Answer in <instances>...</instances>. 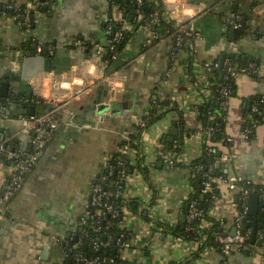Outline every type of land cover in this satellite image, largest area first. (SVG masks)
<instances>
[{
	"label": "crops",
	"instance_id": "0c3cea01",
	"mask_svg": "<svg viewBox=\"0 0 264 264\" xmlns=\"http://www.w3.org/2000/svg\"><path fill=\"white\" fill-rule=\"evenodd\" d=\"M161 1L173 21L197 13L200 37L189 44L196 49V59L191 58L185 47L175 49V40L170 38L154 41L146 48L148 28L137 27L131 11L111 0H57L46 11L37 9L29 27L20 26L12 16L0 19V83L9 70L16 72L17 56L26 50L41 49L43 53L48 47H64L73 62L72 69L62 75L40 74L38 77L43 81L37 80L32 86V95L37 97L42 89L40 83L50 87L57 84L55 89H50L51 95L69 93L63 101L64 111L58 126L39 161L0 212V264H67L69 240L75 235L80 220L90 214L94 183L113 155L122 152L125 145L122 141L130 139L135 120L148 111L154 94L165 97L169 93L183 110L187 124L200 128L194 107L204 100L205 93L201 88L207 77L200 64L219 65L223 54L227 58L228 47L233 41L239 42L236 55L241 60V67L255 62L263 78L246 72H240L236 77V93L230 100L226 125L232 143L223 147L231 153L232 161L228 168L223 163L220 169L264 188V124L256 128L254 137L245 139L242 136L247 122L244 98L264 96V0ZM184 2L187 3L186 13L180 9L173 15L171 8ZM7 3L16 8L28 6V0H0V4ZM199 3L205 4L200 11ZM235 14L251 20L254 32L238 39L237 30L232 33L234 28L228 23L229 15ZM113 19L124 25L130 38L107 70L101 55L107 52L113 32L104 25ZM141 29L144 30L142 39L138 36ZM99 45L104 48L101 52ZM90 48L92 52L88 53ZM114 71L117 73L112 80L121 84L116 90L108 79ZM14 83L11 80L10 91ZM101 102L114 103L116 109L102 113L104 118L101 114L95 115ZM2 105L0 103V137L10 136L21 128L18 115L23 113L19 106L4 111ZM67 108L73 114L70 113L71 120L65 121ZM177 119L176 111L166 112L142 137L150 179L146 180L143 172L137 169L131 170L124 187V198H139L143 202L140 208L149 218L134 213L123 220L122 227L129 229L132 236L130 246L121 252L122 260L125 264L181 261L184 264H264L261 251L225 254L219 249H203L192 258L199 248L195 241L161 231L160 224L174 225L184 219L183 200L192 190L186 168L169 164L173 151L170 144L179 142L180 137L184 139L173 124ZM201 139L200 132L185 138L181 153L184 163L202 153ZM12 141L14 146H29V136L22 133ZM8 177V169L3 164L0 190ZM218 185L220 196L211 215L224 223L227 232L232 233L235 227L241 230L242 226L252 229L255 219H258V230L263 227L261 209L258 216L246 212L239 225L237 218L241 215V206L235 200L236 190L223 180L218 181ZM243 218H246L245 223ZM62 236L65 239H61Z\"/></svg>",
	"mask_w": 264,
	"mask_h": 264
},
{
	"label": "trees",
	"instance_id": "16d2710c",
	"mask_svg": "<svg viewBox=\"0 0 264 264\" xmlns=\"http://www.w3.org/2000/svg\"><path fill=\"white\" fill-rule=\"evenodd\" d=\"M57 0H54V2ZM53 2V3H54ZM112 3H119L122 7H125L135 19V23L137 27H140L141 24H150L149 20L152 13L156 10L164 7V4L161 0H143L141 5L138 4L137 0H111ZM10 3L0 4V14L1 17H10L15 15L16 13H22L24 8H16L14 5L12 7H8ZM51 7V6H50ZM50 7L44 6L41 7L42 11H46ZM140 9V13L145 17L144 20L139 22V14H137V9ZM18 11V12H17ZM32 19L34 20L35 10L30 12ZM22 18V16H21ZM248 18H243V26L240 29H237V38L240 39L244 35H247L250 32V28H247ZM110 23H105L104 27L107 28L111 26V31H117L121 27V23L113 19V21H109ZM151 29L159 34V37L155 39V41L161 40L163 38H170L172 40H176V30L173 25V21H167L163 16L159 17V20L155 23H152L150 26ZM110 30V29H108ZM113 37V35L111 34ZM111 37V38H112ZM130 38V33L123 31V37L116 43L115 49L107 50V52L101 55V60L105 62L106 69L109 70L114 61L113 55L115 52L119 53ZM146 46V48H148ZM108 48V47H107ZM145 48V49H146ZM183 48V47H180ZM92 49L88 50V53H91ZM227 57L232 60L233 65L236 66L238 71H241L242 65L240 64V58L236 54L228 53ZM193 58V55H191ZM247 66V65H246ZM207 77L211 85H208L206 88L210 91L209 95H205L202 103L197 104L194 107L195 113L197 114L198 121L201 123L200 128H194L189 126L186 122V118L184 116L183 110L179 107L178 102L169 96V93L165 97L159 96V94H154L153 98L150 102V108L147 113L143 115L145 120V127L149 128L153 124H155L159 119L162 118L166 112L170 110H174L178 113V119L174 121V126H176L180 130V136H184V139L180 137V141L176 144H170L172 148L177 153H182L184 150V140L187 136L194 132H200L203 136V133L206 131L208 127H212L213 130L211 134L208 136V142L206 145L212 148L211 153H207L205 150L194 158L189 164L183 165L182 167L186 169H191L189 173V182L192 187L191 192L187 195V197L183 200L182 212L185 216L184 220L180 219L174 225H163L160 224L161 231L165 234H171L177 238H184L193 241H201L204 234L207 235L205 240L200 242L199 248L194 254L192 258L197 257L199 253L207 246L212 245L214 249H219V243L215 239L217 233L227 232L224 227V223L215 217H213L210 211L215 206L216 197L220 196L219 185L216 182V179L219 178H227L229 172H224L219 167L216 168V157L219 153L224 151V145L231 144L229 141L226 125L228 120V112L225 111L222 107V88L227 87L230 89V95H234L236 93V79L233 77L228 78L227 66L219 67L217 63H212L211 70L207 71ZM253 75V74H252ZM256 77V75H253ZM27 97V98H26ZM264 97L254 95L249 98H244L243 100V109L247 115V122L244 126L250 127L254 122H259L264 124V113L259 114L258 112H254L252 110L253 105H257L259 110L264 109V101H262ZM14 101L19 104V108H21L24 114H29L30 105L36 106V113L41 114L46 112L49 107L45 104L42 98H39L35 95L26 96L23 93L14 94L12 91H9L7 97H2L0 95V102L4 104H8V101ZM136 125L133 126L135 128ZM140 130V129H138ZM130 139L127 141H122V143L128 144L131 147L138 148L140 146L139 141H141V132L135 131L130 132ZM254 137V134L250 135V138ZM231 142V143H230ZM12 145L13 141L11 142ZM205 145V144H204ZM203 145V146H204ZM227 146V147H228ZM125 163L124 165L118 164V161L121 160ZM145 155H139L136 158L135 164L131 163L130 158L120 153L119 151L115 153L107 162V166L104 169V172L99 176L96 180V183H102V191L106 192L107 195L102 199V205H90V214L85 218V223L82 225H78L75 231V235H73L68 244V250L70 251V258L74 261V255L76 253H81L83 257L86 259H97L100 264H111L110 259H113L117 264H125L121 258V249L117 244V241L121 238L122 240H130L132 233L129 229L122 227L123 217L117 216L113 217L111 213L106 212V205L113 204L118 209H122V206L125 205L127 209L132 211L133 213H138L145 218H149L147 213L142 210L140 207L142 205V201L137 197H131L129 199H124L121 195L116 196V192L118 189H121L123 192V188L125 187V179L131 173V170L141 169L143 174L145 175L146 180L149 181V173L150 168L146 164ZM2 162L4 164H9L10 160L6 156H2ZM137 163V164H136ZM170 164V163H169ZM172 166V165H171ZM201 166L199 169L198 167ZM124 170V175H122V171ZM105 174H109V177L101 181V177ZM209 175L212 176L210 180L213 189L209 191L204 190V182L209 180ZM243 185L248 188L255 187L258 189L262 195L264 194V188L261 184L252 183V185H247L243 182ZM2 194V191L0 195ZM242 190L236 191L235 200L241 206V211L243 210V203L241 199ZM154 199L150 202L153 203ZM192 204L202 213L200 217H195L193 220L189 221L186 218V215L189 214L191 210ZM264 206V204H263ZM264 209V207H263ZM100 210L104 213L99 214ZM262 218H264V210L260 212ZM206 219L210 221V225H201L203 224L202 219ZM100 219L98 225L101 226V230L95 231L93 229V224ZM246 229L250 228L245 227ZM264 229L261 227L259 230ZM84 232H88L91 237L98 238L104 244L102 247H94L89 243V239L84 236ZM78 236L77 238H75ZM106 242H109L107 244ZM78 247H75V244H78ZM251 244V240L247 242L246 245ZM264 246V243L263 245ZM71 248V249H70ZM102 248V251H101ZM264 249V248H263ZM220 250V249H219ZM247 251L249 250H242ZM184 261L181 262H170L169 264H184Z\"/></svg>",
	"mask_w": 264,
	"mask_h": 264
},
{
	"label": "built area",
	"instance_id": "2783aa9c",
	"mask_svg": "<svg viewBox=\"0 0 264 264\" xmlns=\"http://www.w3.org/2000/svg\"><path fill=\"white\" fill-rule=\"evenodd\" d=\"M54 0H28V6L24 8L23 12L20 13H16L15 15L12 16V18L17 22V24H19L22 27H29L32 22L33 19L31 17L30 12L33 10H39L41 9V7L47 6L50 7L52 6ZM138 4L141 5L143 3V0H137ZM181 4V3H180ZM177 4V6L172 7L171 8V12L173 15H177L179 10L181 9V12L184 14L185 12V7L187 5L186 2L182 3L181 5ZM8 7H12L11 4L8 5ZM188 7V6H187ZM198 11L202 10V8H205V4H198ZM18 12V11H17ZM137 14H139V22H141L142 20L145 19V17H143V15L140 13V9H137ZM196 15L197 13L194 12L190 15H188V17L184 20H175L173 21V19L168 15V12L166 11V9L161 8L156 10L154 13L151 14L149 20L151 21L150 24H141V26H145L148 28V34L145 38V45L148 46L151 43H153L155 41V39H157L159 37V34L155 31H153L151 29V25L152 23H155L159 20L160 16H163L167 21H173V25L175 27V32L177 34L176 36V40H175V49L180 48V47H185V49H187L190 53V55H193V59H196V49L193 46H189V44L191 42H194V40L197 37H200V32L197 29L196 26ZM22 16V18H21ZM1 14H0V19H1ZM251 20H249L247 22V28L251 31L254 32L252 29V22H250ZM228 23L231 27H233L234 29H240L243 26V16L242 15H229L228 17ZM110 31H111V26L109 27ZM125 30L124 25L121 24L120 29H118L117 31H113V37L110 39L109 43H108V49L109 50H113L115 49V45L116 43L123 37V31ZM98 49L100 50V52L102 50H104V48L102 46H98ZM239 49V42L238 41H233L230 43L229 47H228V53H232V54H236L238 52ZM31 50V49H28ZM25 54H30L31 51H25ZM119 53L115 52L113 57V60H116V58L118 57ZM200 66L206 71L205 74L207 73L208 70H211L212 67V63H208V62H204L202 64H200ZM224 66H227V71H228V78L229 77H233L236 79V77L238 76V74L240 72H246L250 75H256V77L259 78H263V75L261 74L259 67L257 66V64L255 62H250L247 66L243 67L241 69V71H238L236 66L233 65L232 60L230 58H226L224 61ZM51 73V72H50ZM117 71H114L113 73L108 75V79H109V83L111 85V87L113 88V90H116L115 88L121 86V84L119 82L113 81L112 78L114 76V74H116ZM40 74L36 76H33L29 79V83L31 84V86H35L36 85V81L37 80H42L41 78H39ZM48 74V73H45ZM252 75V76H253ZM39 76V77H38ZM112 77V78H111ZM43 81V80H42ZM206 83L205 85L203 84V87L201 88V90H203V93H205V95H209L210 91L205 87L208 85H211L212 82H210V80H208V78L206 77L205 79ZM42 86V89L40 88ZM38 83V86L41 90V92L39 93L38 97L42 98L45 102V104L48 105L49 109L41 114H24V113H20L18 115V119L20 120L22 126L21 128L16 131L14 134L10 135V136H2L0 137V168L2 167V165L4 164L2 162V156H6L9 160L10 163L9 164H5L7 169H8V174L9 177L8 179H6L5 183H4V187L0 190V193L2 191V194L0 195V212L1 210L5 209L8 205V203L10 202V200L13 198V196L17 193V191H19L24 178L26 177V175L34 168V166L37 164V162L40 159V156L52 134V132L57 128V124L59 121V118L61 116L62 111H64V105H63V101H65L67 99V94L63 93L61 95H47L46 94V86L43 83ZM68 93V92H66ZM222 107L225 111L228 112L229 110V105H230V100L232 98V95H230V89L227 87H223L222 88ZM264 97V96H263ZM174 99V98H173ZM262 101H264V98L262 99ZM2 103V107L1 109L4 111H8L10 108L19 106L18 103H15L14 101H8V104H4ZM180 107V105H179ZM68 109V108H67ZM252 110L254 112H258L259 114L264 113V109L263 110H259V108L257 107V105H253ZM69 112V109H68ZM147 113V112H146ZM142 114L141 116H139L136 120H135V124L136 127L135 128H131L130 132H135V131H140L141 132V140L142 137L145 133V131L148 129L145 127V120L143 118ZM262 123L254 122L253 124L250 125V127L248 126H244L243 131H242V136L245 139H249L251 134L256 133V128ZM140 129V130H138ZM213 130L212 127H208L206 129V131L203 133V136L201 135V144H202V152L203 150H205L207 153H211L212 152V148L208 145H206V143L208 142V136L211 134V131ZM24 134L29 136V146L28 147H22L20 145H12L11 144V140L16 138V136H18V134ZM229 141H231L232 139L227 138ZM140 146L138 148H134L129 146L128 144L124 145L122 147V152L124 155H126L127 157L130 158L131 163L135 164L136 158L139 155H145L146 157V152H144V148L142 147V141H139ZM205 144V145H204ZM204 145V146H203ZM146 164L148 166V162L147 159L145 160ZM232 161V155L231 153L228 151V149L224 150L221 153V163L224 164H229V162ZM191 162V161H190ZM190 162L184 163L183 162V158L181 157V153H177L175 152V150L173 149L172 151V155H170L169 157V163L172 166H176V167H182L183 165L189 164ZM118 164L124 165L125 167V163L121 160L118 161ZM137 164V163H136ZM107 166V163H106ZM199 169L201 168V166L198 167ZM137 169V168H136ZM188 172V180H189V173L191 172V169H186ZM137 171H139L140 173H142L141 169H137ZM122 175H124V170L122 171ZM130 176V174L126 177L125 182H127L128 177ZM109 177V174H105L101 177V181L106 180ZM212 176L209 175V180L204 182V190L205 191H209L213 189V185L211 183ZM223 180L224 182H226L229 187L231 189H234L236 191H240L242 190V195H241V199H242V203H243V210L241 211V215L237 218L238 220V224L240 225L239 221L241 219L242 216H244L247 212V204L246 201L249 198V195L252 191H259L258 189H255V187L252 188H248L247 186L245 187L243 184L246 183L247 185H252V181H247L242 179L241 177L237 176V175H232L229 174L227 178H219L216 179V182L218 183V181ZM126 184V183H125ZM107 195L106 192L102 191V183H96L93 185L92 187V196H91V204L92 205H96V206H101L102 205V199L103 197H105ZM122 196L123 198L125 197V188H123V192L121 189H118L116 192V196ZM218 197H216L217 199ZM127 199V198H124ZM263 203H264V195H262V206H261V210H263ZM106 212L111 213L113 217H117V216H122L123 220L129 216L134 214L132 211H130L129 209L126 208L125 205L122 206V209H118L117 207H115L113 204H108L106 205ZM104 213L102 210H100L99 214ZM210 213L212 214V210L210 211ZM1 214V213H0ZM137 215V213H136ZM202 215V213L194 206V204H192L191 210L189 211V214L186 215L187 220L191 221L193 220L195 217H200ZM203 220V224L201 225H210V221L206 220V219H202ZM100 222V219H98V221H96L93 224V229L95 231H99L101 230V226L98 225V223ZM85 223V218H82L80 220V224L82 225ZM85 237H87L89 239V243L91 245H93L94 247L98 248V247H102V245L104 244L103 242H101L98 238L95 237H91L89 235L88 232H84L83 233ZM252 235V229L248 228L246 229L244 226H242L241 230H237L234 234L230 233V232H221V233H217L215 236V239L217 240V242L219 243V249L225 253V254H230L234 251H242V250H249L251 252L253 251H261L262 252V257L264 259V229L262 230H258L257 231V240L261 241V245H259L257 242H251V244L246 245L247 242L250 240ZM207 238V235L204 234L202 240H205ZM61 239H65V236H62ZM201 240V241H202ZM201 241H195L196 244H198V246L200 245ZM107 244H109V242H106ZM118 246L120 247L121 251H123L124 249L128 248L131 244V240H122L121 238L117 241ZM78 244H75V247H78ZM204 249H214V247L212 245H207ZM71 260V258H70ZM110 262H114L113 259H110ZM71 264H100L99 260L94 259V260H90V259H86L85 257H83V255L81 253H76L74 255V261L71 260Z\"/></svg>",
	"mask_w": 264,
	"mask_h": 264
},
{
	"label": "water",
	"instance_id": "95a60500",
	"mask_svg": "<svg viewBox=\"0 0 264 264\" xmlns=\"http://www.w3.org/2000/svg\"><path fill=\"white\" fill-rule=\"evenodd\" d=\"M127 2V0H126ZM236 11V9H235ZM198 23H196L198 29ZM235 29H232L231 32L234 33ZM138 36L140 39L144 36V30L141 29L138 32ZM41 49L37 51H31V54L27 55L24 52L19 53L17 56L18 66H16V72L13 70H9V72L4 76V79L0 83V95L2 97H7L11 87V80H14V87L12 86L11 91L14 94L23 93L26 96H30L33 94V88L29 83V79L33 76L38 75L39 73H54L55 76L62 75L65 72H68L72 69V57L69 51H66L64 47L58 48H46L43 53H41ZM226 58V54H223L220 61L219 67L224 66V59ZM36 107L34 105H30L29 113L35 114ZM116 109L114 103L106 104V103H98L97 105V114L108 113L109 110ZM73 111L70 110L66 117V120H71ZM104 118V115H102ZM24 139V136H22ZM23 147H25L23 145ZM217 160V167H221L223 163H221V153L218 154L216 157ZM228 168V164L225 165ZM262 206V193L260 191H252L249 195L248 199V207L247 213L249 215L258 216L260 209ZM185 218V216H184ZM184 220V219H183ZM242 222H246V218L242 219ZM263 226V225H261ZM238 229L236 227L233 229L232 234H234ZM257 231H258V219H255L254 225L252 228V235H251V242H257L261 245V241L257 240ZM102 251V248H101ZM67 264H71V260L68 259ZM111 264H117L112 262Z\"/></svg>",
	"mask_w": 264,
	"mask_h": 264
},
{
	"label": "rangeland",
	"instance_id": "374dc122",
	"mask_svg": "<svg viewBox=\"0 0 264 264\" xmlns=\"http://www.w3.org/2000/svg\"><path fill=\"white\" fill-rule=\"evenodd\" d=\"M46 87H47L46 94H47V95H50V93H49V92H50V89H51V88L55 89V87H57V84H56V86H51V87H50V85L48 84ZM73 88H74V87H73ZM48 89H49V90H48ZM72 91H73V90H72ZM68 93H69V92H68ZM65 94H67V93L65 92ZM67 96H68V94H67ZM261 257H262V256H261Z\"/></svg>",
	"mask_w": 264,
	"mask_h": 264
},
{
	"label": "flooded vegetation",
	"instance_id": "af4514ba",
	"mask_svg": "<svg viewBox=\"0 0 264 264\" xmlns=\"http://www.w3.org/2000/svg\"><path fill=\"white\" fill-rule=\"evenodd\" d=\"M24 53H26L25 51H23Z\"/></svg>",
	"mask_w": 264,
	"mask_h": 264
}]
</instances>
